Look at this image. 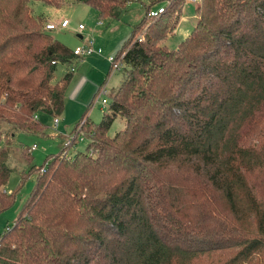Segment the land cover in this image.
<instances>
[{
	"label": "trees",
	"instance_id": "obj_1",
	"mask_svg": "<svg viewBox=\"0 0 264 264\" xmlns=\"http://www.w3.org/2000/svg\"><path fill=\"white\" fill-rule=\"evenodd\" d=\"M31 1L85 4L102 21L140 0H0V136L6 125L9 138L42 135L39 114L63 113L73 71L54 81L51 62L76 58L29 15ZM146 1L115 57L123 79L101 121L82 115L67 145L28 169L36 182L0 235V264H264V0H199L174 50L166 39L184 0L156 17L162 0ZM117 118L124 128L110 137ZM79 139L85 150L64 156ZM8 157L6 147L0 213L17 193L4 190Z\"/></svg>",
	"mask_w": 264,
	"mask_h": 264
},
{
	"label": "rangeland",
	"instance_id": "obj_2",
	"mask_svg": "<svg viewBox=\"0 0 264 264\" xmlns=\"http://www.w3.org/2000/svg\"><path fill=\"white\" fill-rule=\"evenodd\" d=\"M166 1L162 0L150 10L158 12L166 5ZM145 5H148L146 0L133 2L118 19L99 21L95 10L85 4L65 2L61 7L56 8L42 2H29V15L35 20L42 18V29L47 25H56L55 30L47 33L60 45L73 51L76 46H85L90 41L94 49H100L101 53L75 58L70 65L56 66L54 81L59 80L73 68L72 78L65 93L63 113L56 118L59 121L57 126L54 124L55 118L39 114V121L45 129L42 135L14 131L9 138L4 137L5 133H8V127L3 125L5 128L1 130L3 133L0 136V151L8 148L7 167L10 169V176L4 190L8 193L17 190V193L14 203L0 213V235L11 228L23 203L34 188L37 175L35 172L28 175L30 166L39 168L48 155L58 154L82 115L88 116L95 124L101 121L102 114L108 106H103L101 101L104 97L98 96L100 87L105 85L109 95L123 79V70H115L108 62V58L117 56L118 50L131 36L133 27L144 18ZM195 7V5L184 3L177 28L166 39L169 49H176L191 33L195 24ZM63 20L69 22L66 29L60 28ZM79 25H82L84 30L79 32ZM34 75L37 79L41 77L39 71ZM123 128V121L117 118L113 121L108 135L113 137ZM33 146L36 149L31 152V159L28 162L26 158ZM85 148V141L79 139L66 151V154L70 157L76 152H83Z\"/></svg>",
	"mask_w": 264,
	"mask_h": 264
},
{
	"label": "built area",
	"instance_id": "obj_3",
	"mask_svg": "<svg viewBox=\"0 0 264 264\" xmlns=\"http://www.w3.org/2000/svg\"><path fill=\"white\" fill-rule=\"evenodd\" d=\"M184 2L187 3V4L196 5L199 2V0H184ZM161 13H162V9H160L158 12L151 11L149 13V16L150 17H156V16H158ZM68 25H69V22L67 20H63L60 23V28L61 29H66L68 27ZM55 29H56V25H53V24L47 25V27H46V30H48V31L55 30ZM82 30H84V27L82 25H79L78 26V31L80 32ZM95 53L100 54L101 51H100V49H94V47L92 45V42H90V41H88V43H86L85 46L77 47V48H75L73 50V54L76 57H78V58H83V57H86V56H90V55L95 54ZM119 60L120 59H116L115 57L114 58L110 57L108 59V62L111 64V66L115 70H118L120 68V61ZM51 64L54 65V66H57L59 63L55 62V61H52ZM71 71H73V68H71ZM98 93H99V95H98L99 97H101V98L104 97V99H102L101 103H102L103 106H106V104H107L106 97L108 95V91L105 89V85H102L100 87ZM57 122H58L57 119H55L54 120V124L57 125ZM66 143H68V141ZM65 145H67V144H65ZM33 149H34V147L32 148V150ZM64 156L68 157L69 155H67L66 152H65ZM42 171L43 170H41V172Z\"/></svg>",
	"mask_w": 264,
	"mask_h": 264
},
{
	"label": "crops",
	"instance_id": "obj_4",
	"mask_svg": "<svg viewBox=\"0 0 264 264\" xmlns=\"http://www.w3.org/2000/svg\"><path fill=\"white\" fill-rule=\"evenodd\" d=\"M80 37H81V36H80ZM81 38H82V37H81ZM77 47H78V46H76L75 48H77ZM93 55H94V54H93ZM76 58H78V57H76ZM108 59H109V58H108ZM38 119H39V117H38ZM57 121H58V120H57ZM58 123H59V121L57 122V125H58ZM57 125H56V126H57ZM33 147H34V149L32 150ZM33 147L30 149V152L28 153L29 156H31V152L34 151V150L36 149L35 146H33ZM30 159H31V157H30Z\"/></svg>",
	"mask_w": 264,
	"mask_h": 264
}]
</instances>
